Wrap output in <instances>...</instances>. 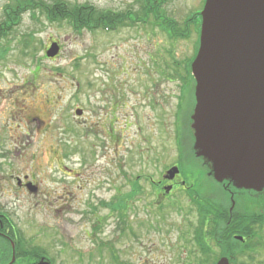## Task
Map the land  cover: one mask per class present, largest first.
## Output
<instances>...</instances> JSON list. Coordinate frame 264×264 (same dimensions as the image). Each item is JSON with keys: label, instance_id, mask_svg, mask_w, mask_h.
<instances>
[{"label": "rangeland", "instance_id": "374dc122", "mask_svg": "<svg viewBox=\"0 0 264 264\" xmlns=\"http://www.w3.org/2000/svg\"><path fill=\"white\" fill-rule=\"evenodd\" d=\"M8 1L0 0V23ZM67 1L115 12L142 4ZM201 6V0H163L165 14L180 23ZM52 42L60 49L49 59L45 51ZM193 44L194 37L172 44L150 26L78 34L66 23L28 13L0 40V126L8 140L2 144L21 168L31 166L38 178L55 183L50 187L56 190L61 234L50 254L59 264H76L78 258L83 264H202L191 237L205 209L198 212L178 190L161 199L158 209L151 186L179 164L173 126L179 85L163 65L170 53L185 62ZM189 164L181 166L178 179L196 185ZM66 168L76 175L69 177ZM205 191L218 193L211 182ZM116 201L126 203L123 220L109 206ZM263 204L254 200L248 208L255 212ZM233 208L232 203L230 219ZM256 231L264 242V229ZM255 242L237 253L244 264H264V248ZM209 245L218 262L221 250L214 241Z\"/></svg>", "mask_w": 264, "mask_h": 264}, {"label": "water", "instance_id": "95a60500", "mask_svg": "<svg viewBox=\"0 0 264 264\" xmlns=\"http://www.w3.org/2000/svg\"><path fill=\"white\" fill-rule=\"evenodd\" d=\"M200 17L199 47L191 63L193 151L216 183L262 196L264 0H205ZM58 52L52 43L45 55L53 59ZM167 174L172 179L178 169Z\"/></svg>", "mask_w": 264, "mask_h": 264}, {"label": "trees", "instance_id": "16d2710c", "mask_svg": "<svg viewBox=\"0 0 264 264\" xmlns=\"http://www.w3.org/2000/svg\"><path fill=\"white\" fill-rule=\"evenodd\" d=\"M141 1L142 4L136 11L126 10L124 12H115L99 10L93 5L91 6L88 4H71L67 0H9L2 7L1 13L3 21L0 23V40L4 39L15 26L19 25L21 16L26 13H28L32 19H37L38 16H41L50 24L66 23L78 34L83 31L90 33L101 31L102 33H108L110 31L111 33L134 26L145 28L146 25H149L153 30L158 27L161 34L172 44L178 40L188 39L191 30L195 31L197 36L199 35L200 20L197 15L196 18L193 17L191 20L190 18H192V16L189 15L183 20L184 22L182 21L180 23L165 14L162 0ZM151 19L154 20L152 23H149L148 21ZM197 47L198 43L196 44V48ZM169 56L170 60L164 62L165 64L163 67L170 81L178 83V99L180 100V104H182V100L187 97L188 94L191 93V97L193 98L194 81L190 73V65L195 55H193L192 58H187L183 63L176 61L171 53ZM163 75H165V72H163ZM206 184L207 181L203 179L197 180L196 185L189 184L191 185L192 191H197L195 189H198L199 192L209 196V199L206 200L207 206L204 213L199 215V226L193 231L191 237L193 244L191 245L195 252L201 255L203 262H200L202 264H214L218 258L213 248L209 245L211 241L225 242L224 246L216 245L221 250L222 257L227 256L226 253H229L231 256L237 253L241 254L243 253L241 251H245V248H248L250 245L249 243H251L253 239H255V241L259 240L256 228L259 230L264 229V204L260 208L261 211L256 210L255 212H250L246 200L247 197L245 199L240 198L236 194H234L235 197H233L219 186L217 187L218 193L208 194L205 191ZM133 185L137 187L134 183ZM194 186L196 187L194 188ZM230 189L235 191V193L237 191L231 187ZM242 192L240 191V193ZM134 193H138V191ZM237 193L239 192L237 191ZM128 196L130 200L132 194ZM230 199H232V201ZM254 200L256 199H253V201ZM257 200H260L262 203L264 197H260ZM233 202L235 204L233 205L234 208L231 213L232 218L230 219L228 210ZM109 206H111L112 210H116L117 213L119 212V216H121V220H123L124 212L127 210L126 203L124 202L121 205L116 201L115 204L112 203ZM119 226V231L123 233V223ZM236 236L243 239L242 244L234 239ZM255 247H257V245H255ZM112 252H114V250ZM114 254H116V252L112 254L115 259L116 256ZM249 259L252 260V257H249Z\"/></svg>", "mask_w": 264, "mask_h": 264}, {"label": "flooded vegetation", "instance_id": "af4514ba", "mask_svg": "<svg viewBox=\"0 0 264 264\" xmlns=\"http://www.w3.org/2000/svg\"><path fill=\"white\" fill-rule=\"evenodd\" d=\"M202 8L203 5L194 15L190 14L192 16L190 20L193 19V17L196 18V15L200 20ZM192 37H194L195 43L197 34L193 30L189 33V40ZM189 101L191 100L186 99L185 107ZM185 107H182V113L180 115H177L176 112L174 114V140L179 153V164H174L171 167H177L178 174L172 179H169V175L165 171L166 174L161 175L159 181L151 182L155 194V205L158 209L160 208V200H165L171 193L177 190L184 193L189 205L192 207L194 206L198 212H201L202 209H206V200L209 199V196L199 192L198 189H195L197 191H192L191 187L184 179H178L181 166L185 165V163H190V167L193 168V170L188 173L189 180H206L207 182H211L215 187H221L233 197H235L234 194L244 199L247 197L246 200L248 203H251L253 199L257 200L260 197H264V194L258 197L254 192L244 190H242L243 192L241 191L242 193H240V191H238L239 193H237V191L235 193L230 187L232 189L234 188L228 185V183L224 182L218 184L213 180L211 171L208 169L209 166H207L201 158H197L193 151L194 139L190 128V118L193 112L194 102L191 101L189 108L185 109ZM10 138L12 139V136ZM3 140L5 143H8L4 131H2L1 124L0 264H59L56 258L50 254V252H53L56 245L60 243L58 238L61 234H58L56 225L57 211L56 207H54L56 204V190L50 187V184L55 185V183L45 182V177L38 178L33 167L24 166L21 168V162L14 159L11 160L10 153L13 157L14 152H9V150L4 149V144H2ZM187 158L190 161H188ZM65 170L69 177H74V175H76L71 169L66 168ZM131 198L132 196L130 200ZM234 204L233 202V205ZM260 208L257 210H260ZM250 212L253 211L250 210ZM236 238L237 237H234L235 240ZM238 239L240 240H237V242L242 244L243 239ZM214 243L219 246H224L225 244L223 241ZM255 245L264 248L263 241L258 240L254 243V246ZM226 254L227 256H222L221 258H227L230 264H244L242 260H239L240 255L236 254L231 256L229 253ZM76 260V264H83L81 258Z\"/></svg>", "mask_w": 264, "mask_h": 264}]
</instances>
